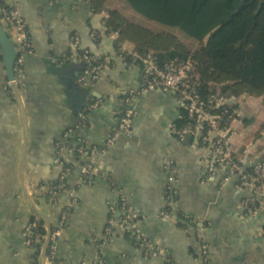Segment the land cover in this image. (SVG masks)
<instances>
[{"label":"crops","instance_id":"crops-1","mask_svg":"<svg viewBox=\"0 0 264 264\" xmlns=\"http://www.w3.org/2000/svg\"><path fill=\"white\" fill-rule=\"evenodd\" d=\"M108 1L94 12L89 0H5L23 16L32 49L23 56V76L11 77V47L0 46V264H33L39 254L45 263L48 241L38 252L26 228L34 224L47 233L63 214L55 259L45 264H200V230L214 264H264V206L248 215L244 200L251 191L237 177L222 182L224 171L206 177L204 148L175 131L183 114L176 91L154 88L137 96L130 131L108 144L128 108L126 91L143 82L141 66L122 54L133 52L134 43L118 44L117 32L107 30L109 8L124 11L118 0ZM0 22L12 34L9 20ZM75 37L107 64L95 82L79 81L84 61ZM248 96H240L232 144L238 154L253 147L264 158V132L256 136L263 120L251 129L257 112L245 103ZM261 105L264 110L262 99ZM70 133L77 146L85 140L86 157L98 170L83 185L77 181L84 158L59 146H72L64 142ZM63 160L75 163L67 166L73 170L67 186L75 188L72 207V196L48 183L66 169ZM169 186L175 190L171 198ZM128 210L138 216L123 223ZM153 246L162 252L148 254Z\"/></svg>","mask_w":264,"mask_h":264},{"label":"trees","instance_id":"trees-1","mask_svg":"<svg viewBox=\"0 0 264 264\" xmlns=\"http://www.w3.org/2000/svg\"><path fill=\"white\" fill-rule=\"evenodd\" d=\"M94 12L106 8V0H89ZM136 12L143 15L135 20L123 10L111 7L105 20L108 31L117 32V43L131 41L133 52L147 54L153 51L163 65L171 60L194 62V71L201 81L200 90L206 98L224 93L240 97L244 94L261 97L264 106V0H125ZM5 0H0V18H7L11 10ZM153 20L181 29L185 36L173 29L153 28L143 20ZM10 27L12 23L9 21ZM99 34L97 33L95 37ZM193 39L196 46L189 42ZM122 54L132 63H143L133 58L132 52ZM1 57V54H0ZM1 59V58H0ZM85 63H83V68ZM254 118L246 119L249 123ZM187 122L183 108L179 125ZM264 132V120L256 136ZM77 135L70 133L64 142L73 146L72 153L78 158ZM87 154V152H86ZM83 159L86 160V155ZM74 166L73 161L63 160L62 171ZM73 172V170H72ZM48 182L51 190L69 186V176ZM43 229L35 227L31 236ZM41 248L38 249V252ZM48 248L47 253L50 254Z\"/></svg>","mask_w":264,"mask_h":264},{"label":"built area","instance_id":"built-area-1","mask_svg":"<svg viewBox=\"0 0 264 264\" xmlns=\"http://www.w3.org/2000/svg\"><path fill=\"white\" fill-rule=\"evenodd\" d=\"M8 20L12 23V34L18 50L14 70L17 76L22 77L24 73L23 56L32 49L31 38L26 22L16 8H11ZM93 34L95 35V32ZM73 45L77 50V56L85 63V68L79 76V81L83 83H88L89 80L95 82L100 77L102 70L107 66L106 62L97 58L88 49L83 48L79 37L73 39ZM132 55L135 60H140L143 63V82L139 88H130L126 91L125 102L128 108L121 116L114 134L108 139V144H114L122 134L130 131L137 113L136 103L134 102L137 96L146 94L154 88H160L164 91H176L180 96L183 108L187 111V122L182 126L175 127L176 133L180 139H184L187 135H192L196 145L204 148L201 160L206 177L214 178L220 171H224L226 174L222 182H227L231 178L237 177L239 186L250 189L251 195L244 200V206L248 215H255L264 206V158L253 147H248L244 154H238L232 144L235 135L233 121L241 114V97L216 93L205 99L200 90L201 81L197 78L198 76L194 71V62L191 59L171 60L161 65L153 51L147 54L132 52ZM82 118H84V114H82ZM59 146L61 149L67 147L69 150H73L70 145L59 144ZM77 151L79 157H85L86 142L83 138H79ZM56 160L58 161V159ZM70 170L71 167H66L61 173L60 179L65 178ZM97 173V167L92 159L86 158L81 166L77 184L83 185L91 182ZM173 179L174 176H170V181H173ZM61 189L72 196L69 204L72 207L76 202L75 188L65 186ZM168 190L171 191L168 198H171L175 190L170 186ZM54 192L56 191L54 190ZM124 203L125 196L122 195L123 206ZM112 209L115 210L114 208ZM163 213L171 216L168 210H164ZM137 216L136 212L132 211L130 213V210H128L122 221L126 223L129 219H135ZM65 220L66 215L63 214L58 227L50 229L47 233L38 231L35 234V244L41 248V252L44 242L49 241L47 250L50 248L51 252L50 254H45V263L55 259L57 236L61 233ZM191 220L193 221L194 219ZM35 227L36 225L30 224L26 228L25 233L29 242H32L31 234ZM112 229V224L108 225L106 229L107 236L111 234ZM143 235L139 231L136 233V236L140 239L146 240ZM198 236L201 241L200 264H214L211 257H209L210 245L201 230L198 232ZM147 252L148 254L157 255L162 252V249L153 246ZM45 263L42 261L40 254L36 256L33 262V264ZM97 264H105V262L103 259H99ZM167 264H171L170 260H168Z\"/></svg>","mask_w":264,"mask_h":264},{"label":"rangeland","instance_id":"rangeland-1","mask_svg":"<svg viewBox=\"0 0 264 264\" xmlns=\"http://www.w3.org/2000/svg\"><path fill=\"white\" fill-rule=\"evenodd\" d=\"M119 4H117L118 6L122 7L124 9V11L130 16L133 17L135 20H141L143 15L139 12H136V10L131 7L125 0H118ZM110 3V5H115L114 0H109L108 1ZM143 22L153 28H161V27H165V28H169V29H173L174 31H176L177 33H179L180 35H184V33L181 32V29L175 26H168V25H164L160 22L157 21H153V20H143ZM189 42L194 46H196L198 44L197 41L190 39ZM261 97H257V96H248V98L245 100V103L252 105L254 109H256V115H257V120L256 123L253 124L252 126V130L255 131L259 125V123L261 122V120H264V110L262 108L261 105Z\"/></svg>","mask_w":264,"mask_h":264},{"label":"water","instance_id":"water-1","mask_svg":"<svg viewBox=\"0 0 264 264\" xmlns=\"http://www.w3.org/2000/svg\"><path fill=\"white\" fill-rule=\"evenodd\" d=\"M11 35H12L11 32L10 33L6 32L3 29V25L0 22V46L10 45L11 47V52H10V55L8 56L9 57L8 67H9V74L11 77H13L15 75L14 65H15V60L18 56V50H17L16 45L12 41ZM187 137L190 138L191 135H187ZM48 244H49V241L46 243V245L48 246Z\"/></svg>","mask_w":264,"mask_h":264}]
</instances>
